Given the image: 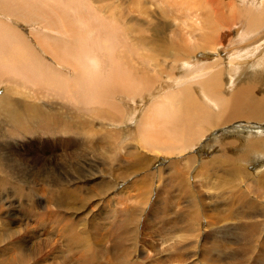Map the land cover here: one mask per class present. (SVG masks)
<instances>
[{
	"label": "rangeland",
	"instance_id": "obj_1",
	"mask_svg": "<svg viewBox=\"0 0 264 264\" xmlns=\"http://www.w3.org/2000/svg\"><path fill=\"white\" fill-rule=\"evenodd\" d=\"M32 1L34 0H28L33 6ZM60 3H65L67 9H60ZM46 4L54 8L52 9L53 11L49 9L47 13L48 17L46 15L44 17L37 15L38 17L36 16L37 18L34 19L35 21L30 23L27 22V20H19L18 22L7 16L0 15V20L6 22L15 29L17 31V33H15L20 35L23 40V42H21L16 37L12 38L8 33L0 29L1 33L5 34L8 38V45H2L0 48V72H4L5 70L8 71L6 75L0 73V100L5 95L9 94V98L13 100L12 102L18 107H21L15 119H10L3 113L0 114V252L4 255L0 253V256H2L0 260H7L4 264H21L18 259L19 254L22 257L27 254L30 255L29 252L24 253V251L35 250L36 246L34 245L39 242V240L34 237L36 233H38L41 240L49 238L50 242H52L49 246L45 247V249L43 248L38 252L41 253L39 256L38 253L33 250V253L36 255L35 258L38 259L37 264H49L50 262V264L54 262L57 264H64L63 262L69 258L70 260L71 258L72 260L74 258V260H76V256L83 252L82 250L79 252L78 249L82 248L75 247L71 244L68 246V244L62 241V238L64 237L63 234H71V236L73 235L74 237L79 235L80 237L81 234L79 233L81 232L78 231H81V222L86 223V225L90 223L88 226L92 230L95 227L94 230L89 233L91 235L89 239V247H91L89 250L94 254L93 256H97L95 258L98 259L99 256L102 257V253L99 255L98 250L100 245L105 241L103 237L105 230L101 229L104 228L102 226L111 223L112 228L115 227L114 218L116 219V216L119 215L118 213L126 207L134 208L135 206H137V208L138 206L144 208V211L137 220V226L134 227V236L136 237L131 241V245L139 246L143 243V247H145L149 253L145 255V258H141V255L133 254V257L130 256L128 260L129 264H201L200 262L214 264L215 261H217L216 257H218L219 253L216 251L210 252V250H208V241L210 243L219 242L221 246L222 244L230 243V245L228 244L230 248L223 249L221 247L222 252L224 251L223 253L225 254H230L233 247L235 251L237 245L232 241H235V239L232 238L228 230L223 232V236L209 233L210 229L206 227L205 223L209 221V219H202L197 223L199 231L196 232V238H193V241H197L198 245L190 252V255H195V258L197 257L196 260L191 259L186 261V254L180 251V253L177 254L178 257L175 259V262L169 263L165 259L171 255L173 251H160V254L158 253L157 256H154L146 245L145 240H150L152 245H156V242H158V245H161L160 241H164V246H170L173 239L177 240L178 234L161 232L158 227L161 225V222L163 224L167 222L169 218H172V214L166 216L171 209H173V211H176V209L179 211L184 207L182 201H180L182 205L177 204L175 208L169 207L170 210L163 211L158 219H150V217L156 216V212H152V207L155 205L159 186L162 184V182L158 180L157 175L161 173V178H166L171 172L178 171L177 173H184L185 171L184 174L188 175L190 171L189 175L191 178L193 177L192 180L197 179V181L193 180L197 191L200 193L202 191L201 194L209 196L210 193L202 188V186L200 187L201 184H199L196 173L193 171L191 172L190 163L185 160V156H193L194 160L197 163L199 161L200 164L208 163L212 159H215L213 157L216 156L218 147L214 146L210 149L205 147L206 143L209 141L208 139L211 141L213 136L212 133L208 132V134H205L191 150L185 153V155L180 154L173 157L165 156L161 153H150L140 150L142 156L140 153L135 158H129L127 156V150L125 148L130 150L133 148V145H136L135 142L138 141L139 135L137 133L135 134V130L139 125L138 121H141L140 117L142 116V112L147 111L146 107L150 106V103L159 100L161 96L179 87L177 83L174 82V78L171 77V79H166L169 76L168 74H163L162 66H153L155 62L153 63V61H150L149 63V61L142 62L140 60H137L135 63L130 62L129 56L132 53L131 50L136 47L130 42L129 38L130 26L134 20L131 16H134V18H137V15L139 16L137 13V15L135 13H133L134 15L131 14L130 11L133 10L130 6V0H37V6L47 12ZM147 4L150 5V9L153 11V14L149 12V16L154 18L139 16V18L135 20L136 23L139 22L137 25V32L142 36L144 35L151 38L152 35L142 30V28L149 26L153 29L154 27L152 26L156 24V19H158L157 21H162L161 17L158 18V15L162 14V12L159 11V8L152 5L154 4V0H147ZM76 7L78 8L76 9ZM160 8H162V5ZM42 9H40V11H43ZM128 9H130V11H128ZM50 11L52 12L51 14ZM155 11H159V14L157 15ZM59 22L60 24H58ZM174 22L175 21H172L173 26L175 24L173 30H178L180 22L176 21L177 24ZM40 38L43 41V46H46L45 48H49L50 45L52 47L57 40H72L71 45H69L70 42L66 45L68 50L66 51L65 59L71 64L69 67L74 71L75 67H73V64L76 62L79 63L80 71L77 72V75L60 60L54 59L51 54L46 53ZM138 51H142L140 46L138 47ZM96 58L102 59V61L99 60L98 65L95 60ZM109 59L113 60L115 63H119V75H124L127 69L133 68L134 71L136 69L135 72L139 75L146 73L145 76L148 78L151 88L142 96V100L141 97L132 99L128 98L127 95L120 94L113 95L108 99L104 98L100 90L106 86L107 79L109 78V76L107 77L110 64H108V62H110ZM30 61L32 63H30ZM102 62H106L107 64ZM31 64H34L32 65L33 67H31ZM99 68L101 69L99 70ZM102 69L105 75L100 76L96 81H92L93 77ZM174 70L177 72L178 68H173L169 75L176 77L177 74ZM65 80H67L66 83ZM182 81L185 82L184 80ZM183 85L184 84H182V86ZM260 92H264L263 82L261 83ZM107 102L116 103L118 107H121L122 112L114 113L109 110L106 107ZM28 105L30 107L25 108ZM22 107H24V109ZM32 108H36V111L35 109L32 110ZM128 116H132L133 120L131 122L127 119ZM226 138L234 139V137L230 136ZM240 142L239 145L241 146L242 139ZM144 155L149 156L150 159L146 157L147 162L141 163L145 157ZM138 157L141 160H138ZM244 158L245 161L241 162V164H247L246 171L255 174L257 169L253 164L251 165L252 162H255L254 157L247 156ZM135 160H137V162ZM149 160H152L151 163ZM135 162L140 164L139 167H143L138 168L139 164L137 165ZM135 164L137 166H135ZM116 172L121 173L119 175ZM139 179L145 180V183L149 180L148 184L144 183L142 189L138 185L141 182H139ZM98 181H103L108 184V186L102 190L104 192L98 190L97 185L100 183ZM199 188H201V190ZM51 190L52 192H50ZM148 192H151V195L146 203L143 197H145ZM59 193L63 195L66 193L70 197V201L64 198L66 200V205L61 207L60 210L57 208L58 203L55 201L56 196L60 195ZM55 194L56 196H53ZM75 197L78 198L76 199ZM140 202L143 203H141L143 205L142 207ZM84 204L87 206V210L83 212L87 214V222L83 220L84 214L80 209ZM62 205H64L63 202ZM75 205L76 207L74 208ZM209 214L211 213L209 212ZM91 215L93 216L91 217ZM78 217L81 218V222ZM36 219L40 224H35L34 221H37ZM77 221L79 222L77 223ZM148 221L149 224L152 225L151 228L144 224ZM210 221L211 225H213L211 231L213 229L218 231L217 229L220 225L229 226V224L232 223L224 222V224H222L213 218L210 219ZM59 224H61V227H59ZM23 225H25V227ZM72 225L75 230H71ZM3 226H5V228ZM18 227H20V230H23H21L22 234L20 233V235L16 234L15 231ZM64 228L67 229L64 230ZM71 231L72 233H70ZM219 231H222V229H219ZM59 233L60 236L57 235ZM178 236L183 239L182 234ZM81 237H84V235ZM8 238L17 239L18 242L14 245H5L3 241ZM142 240L144 241L142 242ZM98 243L101 244L98 245ZM110 243V241H107L105 244L109 251H111ZM52 244L54 245L53 249L52 247L50 248ZM105 245L103 243L101 247L107 248ZM129 245L130 242L127 248H129ZM199 245L202 246L203 250H199ZM57 250H59V252H57ZM65 251L67 255H65ZM132 251L130 250L129 252ZM196 252H198V255ZM17 254L18 256H16ZM202 255H204V261L201 259ZM63 256L67 257L64 258ZM24 258L29 260L27 257ZM11 259L16 260L12 261ZM100 260H102L103 263ZM24 262L29 264L28 261ZM99 262L102 264L107 263L103 257L99 259Z\"/></svg>",
	"mask_w": 264,
	"mask_h": 264
},
{
	"label": "bare ground",
	"instance_id": "obj_2",
	"mask_svg": "<svg viewBox=\"0 0 264 264\" xmlns=\"http://www.w3.org/2000/svg\"><path fill=\"white\" fill-rule=\"evenodd\" d=\"M141 1L130 0V6L133 11H130V9H128V11H130L131 14L137 13L139 16L154 18L149 16V12L153 14V11H151L150 5L147 4V0ZM32 3L33 6L28 2V0H0V15L7 16L18 22L19 20H27V22L30 23L34 22V19L38 16L44 17L46 15L48 17L47 13L49 12V9H54L52 6L51 8L48 4H46V12L37 6V0L32 1ZM152 5L159 8V11L162 12V14L158 15L159 11H155V13L157 12V15L159 16L158 18L161 17L162 21H157L158 19H156V24L152 26L154 27L153 29L149 26L142 28V30H145L148 34L152 35V37L150 36L151 38L144 35L142 36L137 32V25L139 22L136 23L135 19H138L139 16L137 14V18L131 16L134 20L130 26L129 38L130 42H132L136 47L131 50L132 53L129 56L131 60L130 62L135 63L137 60L142 62L149 61V63L150 61H153V63L155 62L153 66H162L163 74H168L170 77H167L166 79H171V77L174 78V82L177 83L180 88L178 87V89L161 96L159 100L153 101V103H150L151 105L148 106L149 108L146 107L147 111H143L145 113L142 112L143 117H140L141 121H138L139 125L135 130V134L137 133L139 135L138 141L135 142L136 145H133V148L130 150L125 148L127 150V156L129 158H135L139 153L141 155L140 150L150 153H161L162 155L173 157L180 154L185 155V153L191 150L205 134H208V132L212 133L213 136L211 141L208 139L209 141L206 143L205 147L210 149L217 146L218 149L216 151V156L213 157L215 159H212L208 163L200 164L199 161L197 163L193 156L191 157L187 154V156H185L186 159L184 158L188 163H190L191 172L193 171L196 173L199 184H201L200 187L202 186V188L207 190L210 193L209 196L201 194L202 191L201 193L197 191V188L193 183L194 179L192 180L193 177L191 178L189 175L190 169L188 170V175L184 174L185 171L184 173H177V171L169 173L166 178H161V169L160 171L158 170L160 173L157 175L158 180H160L162 184L159 186L158 197H156L155 205H151L153 206L152 212H156V216L149 217L150 219H158L159 215L163 211L175 208V206L180 204V201H182V204L184 205L183 209L179 211H177V209L176 211L171 209L172 211L170 210L166 216H170L172 214V218H169V220L163 224L161 222V225H159L158 228L161 232L178 235L182 234L183 239L177 235L178 239H173L170 246H164V241H160L161 245H158V242H156V245H152L150 240L146 241L144 239L146 245L154 256H157L160 251H173V253L165 259L169 263L175 262V259L178 257L177 254L180 253V251L186 254V261L191 259L196 260L197 257L195 258V255H190V252L198 245L197 241H193V238H196V232L199 231L197 223L202 219H209V221L205 222L206 227L210 229L209 233H213L214 235L220 234L223 236V232L228 230L232 238L235 239V241H232L237 245V250L235 249L234 251V247L232 245L233 250H231V253L225 254L223 253L224 251L222 252L221 247L223 249L230 248V246H228L230 243L222 244L221 246L219 242L210 243L208 241V250H210V252L216 251L219 253H217L218 257H216V264H264V92H260L261 83H264V0H154V4ZM161 5L162 8H160ZM59 7H61L60 9H67V5L65 3H60ZM77 8L78 7H76V9ZM40 9L43 11H40ZM51 13L52 12L50 11V14ZM63 19L65 20L64 17ZM172 21H175L174 23H176V21L180 22L178 30H173L175 24L173 26ZM58 24H60V22ZM0 29L8 33L10 37H16L18 40L23 42L20 35L16 34L17 31L9 24L1 20ZM68 42H70L69 45H71L72 40H57L54 42L53 46L51 47L50 45L49 48H45L46 46H43V41L41 44L46 53L51 54L54 59L60 60L66 67L71 69L69 67L71 64L65 59L66 51L68 50L66 45ZM2 45H8V38L0 31V48ZM139 46L142 48V51H138ZM95 60L97 61V65L99 60L102 61L101 58H96ZM109 61V67L107 66V77L109 76V78L107 79L106 86L100 90V93L104 96V98L108 99L113 95L120 94L127 95L128 98L132 99L141 97L142 100V96H144V94L147 93V90L151 88L148 78L145 76L146 73H143L144 75H139L135 72L136 69L134 71L133 68L127 69L124 75H119V63H115L111 59H109ZM30 63L32 62L30 61ZM32 65L34 64H31V67H33ZM73 65V67H75V71L73 69H71V71H74L75 75H77V72L80 71L79 63L76 62ZM173 68H178L177 72L174 70L177 74L176 77L169 75ZM100 69L101 68H99V70ZM0 73H4L6 75L8 74V71L5 70ZM103 75H105V72L102 69L93 77V79H91L92 81H96ZM66 81L67 80H65V83ZM182 84L184 85L182 86ZM9 99V94H7L0 100V114L3 113L8 118L15 119L21 107H18L14 102H12L13 100L10 99V101ZM29 107L30 106L28 105L25 108ZM106 107L114 113L122 112L121 107H118L116 103L107 102ZM22 108L24 109V107ZM34 109L36 111V108ZM34 109L32 108V110ZM129 116L127 119L131 122L133 118L132 116ZM227 136L234 137V139L226 138ZM237 137H241L240 140L242 139L241 146L239 145L241 142ZM247 156H252L255 159V162L251 163V165L253 164L257 169L255 174L246 171L247 164H241V162L245 161L244 157ZM146 157L149 156H145L141 163L147 162ZM139 159L140 158L138 157V160ZM135 161L137 162V160ZM136 164L135 166L139 163L137 165ZM139 166L140 164L138 165V168L143 167ZM121 172L116 173L120 175ZM148 181L145 183V180L139 179V187L142 189L144 187V183L148 184ZM194 181H197V179ZM107 186L108 184L101 181L97 185V188L99 191H102ZM199 189L201 190V188ZM50 192H52V190ZM59 194L60 195L56 196L55 194L53 196H56L55 201L58 203L57 208L60 210L61 207L66 205V200L64 198L70 201V197L66 193H64L65 195L61 193ZM150 195L151 192H148L146 196L144 195L145 197H143V200L146 202ZM62 202L64 205H62ZM141 203L142 202H140V204ZM142 204L141 207L143 206ZM85 205L86 204L80 208L82 213L87 210V206ZM75 207L76 205L74 208ZM143 211L144 208H140L139 206L138 208L137 206L134 208L126 207L118 213L119 215L116 216V219L114 218L115 227L112 228L111 223H106L109 226H102L104 228L101 229L105 230L103 235L105 241L103 243L105 245L107 241H110L111 251H109L106 245L105 247L107 248L101 247L103 243H98V245L101 244L98 254L100 255L102 253L101 255L103 259H105L108 264H129L128 260L133 254L141 255V258H145V255L149 253L148 250L143 247V243L139 246L131 245V241L136 237L134 236V227L137 226V220L141 217ZM209 212L211 214H209ZM92 216L93 215H91V217ZM86 217L87 214H84L83 220H86ZM212 218L222 224H224V222L232 223L229 224V226L220 225L217 229L218 231L214 229L211 231L213 225H211L210 219ZM79 219L81 222V218ZM34 222L37 225L40 224L38 220ZM78 222L79 221H77V223ZM89 224L90 223L86 225L84 222L80 223L82 228L81 231L78 232H81L79 233L81 234L80 237L82 235H84V237L80 238L79 235H77L78 233L75 237L72 235L74 238L71 234H63L64 237L62 236V241L65 242V244H68V246L71 244L75 247H80L82 249H78L79 252L80 250L83 251L81 254L76 256L78 260L77 258L76 260H74L75 258L73 260L72 258L71 260L70 258L68 260L65 259L66 261L63 262L64 264L103 263L102 260H100L102 263L99 262V259L102 257L99 256L98 259H96L95 257L97 256L94 257V254H92L89 250L91 247H89V239L91 238L89 233L95 228L94 227L92 230L88 226ZM144 224L147 227H152V225L149 224V221ZM59 225V227H61V224ZM23 226L25 227V225ZM3 227L5 228V226ZM65 229L67 228H64V230ZM72 229L73 225L71 230ZM219 229H222V231H219ZM21 230L20 227L16 228V234H22ZM70 233H72V231ZM57 235L60 236V233ZM34 237L39 240V242L37 241L38 243H35L34 245L36 246L35 250L33 249L36 253L41 251L43 248L45 249V247L52 243L49 238L41 240L38 233H36ZM144 240H142V242ZM3 242L5 245H14L18 242V240L8 238ZM129 242L130 245L129 248H127ZM53 244L50 246L52 249L54 246ZM198 248L199 250H203L201 245H199ZM33 250L24 251V253H30V255L27 254L24 256L29 260L19 254V258H17L21 264H26L24 261H28L29 264H37L38 259L35 258L36 255L33 253ZM130 250L133 251L129 252ZM66 251L65 255H67ZM57 252H59V250H57ZM0 253L2 254V252ZM197 253L198 252H196V254ZM39 254L41 253H38V256ZM16 256H18V254ZM201 259L204 261V255L201 256ZM15 260L16 259L12 261ZM6 262L7 260H0V264H4ZM200 263L209 264L207 262Z\"/></svg>",
	"mask_w": 264,
	"mask_h": 264
}]
</instances>
